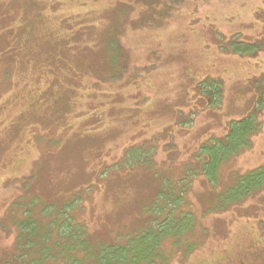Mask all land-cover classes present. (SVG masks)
<instances>
[{
  "label": "rangeland",
  "instance_id": "374dc122",
  "mask_svg": "<svg viewBox=\"0 0 264 264\" xmlns=\"http://www.w3.org/2000/svg\"><path fill=\"white\" fill-rule=\"evenodd\" d=\"M146 1L0 0V256L28 208L70 204L124 245L185 185L192 229L168 264H264V190L214 209L264 164V0ZM252 114L251 148L210 182L201 147Z\"/></svg>",
  "mask_w": 264,
  "mask_h": 264
},
{
  "label": "trees",
  "instance_id": "16d2710c",
  "mask_svg": "<svg viewBox=\"0 0 264 264\" xmlns=\"http://www.w3.org/2000/svg\"><path fill=\"white\" fill-rule=\"evenodd\" d=\"M157 1L160 0H155V3ZM142 2L152 5L146 0ZM116 53H119L118 49ZM212 95L217 98L220 91ZM254 115L234 121L224 139L201 147L207 154V162L203 164L201 174L210 182L216 181L224 163L251 148L261 130L260 120ZM185 187L183 185L174 194L176 198L170 196L161 199L162 205H156L155 209V224L151 225L153 221L150 222V226L140 231L139 235L128 238L124 245L98 243L89 235L84 224L74 223L68 213L72 207L70 204L55 209L54 213H47L52 207H45L36 217L28 208L23 219L11 220L16 234L14 251L11 256H0V264H168L172 252L166 256L163 245L170 242L175 249L173 253H176L192 229L190 215H175L180 205L179 199L187 189ZM263 190L264 164L237 176L231 185L220 192L219 202L214 209L224 211ZM176 200L178 203L173 205ZM167 208H170L169 212H166ZM188 244H185L184 249H189Z\"/></svg>",
  "mask_w": 264,
  "mask_h": 264
}]
</instances>
